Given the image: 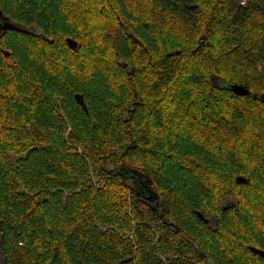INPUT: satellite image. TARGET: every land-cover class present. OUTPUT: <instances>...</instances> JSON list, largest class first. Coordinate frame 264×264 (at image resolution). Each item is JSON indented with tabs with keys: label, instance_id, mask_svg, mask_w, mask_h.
I'll return each instance as SVG.
<instances>
[{
	"label": "trees",
	"instance_id": "1",
	"mask_svg": "<svg viewBox=\"0 0 264 264\" xmlns=\"http://www.w3.org/2000/svg\"><path fill=\"white\" fill-rule=\"evenodd\" d=\"M241 1L0 0V264H264V0Z\"/></svg>",
	"mask_w": 264,
	"mask_h": 264
},
{
	"label": "water",
	"instance_id": "2",
	"mask_svg": "<svg viewBox=\"0 0 264 264\" xmlns=\"http://www.w3.org/2000/svg\"><path fill=\"white\" fill-rule=\"evenodd\" d=\"M0 15H2V12L0 11ZM2 21H0V31L2 30H6V29H19V26L16 24V23H13L9 18L7 17H2ZM131 37L134 39V40H137V38L131 34ZM67 42L69 43V45L73 48H76L77 47V41L71 39V38H68L67 39ZM4 54L5 55H9L10 52L9 51H4ZM230 88H232L237 94L239 95H246L249 93V90L243 86V85H240V84H235V83H230V84H227ZM76 98H77V101L83 106V108L85 109V111L87 112V107H86V104H85V101L83 99V96L82 95H76ZM264 98V96H263ZM237 182L238 183H243V182H247V178L243 177V176H238L237 177ZM250 249L255 252V253H259V254H262L264 256V250L262 249H259L255 246H250Z\"/></svg>",
	"mask_w": 264,
	"mask_h": 264
},
{
	"label": "rangeland",
	"instance_id": "3",
	"mask_svg": "<svg viewBox=\"0 0 264 264\" xmlns=\"http://www.w3.org/2000/svg\"><path fill=\"white\" fill-rule=\"evenodd\" d=\"M131 35V34H130ZM138 40V39H137ZM219 84L220 85H224V82H219ZM109 168H111V167H109ZM121 170H123L124 172H126L127 174H130V171H129V169L127 168V167H121ZM128 183H130L131 185L134 183L133 182V180H128ZM231 198V197H230ZM232 199V198H231ZM231 199L229 200V201H231ZM228 201V200H227ZM212 225H214V224H212Z\"/></svg>",
	"mask_w": 264,
	"mask_h": 264
},
{
	"label": "built area",
	"instance_id": "4",
	"mask_svg": "<svg viewBox=\"0 0 264 264\" xmlns=\"http://www.w3.org/2000/svg\"><path fill=\"white\" fill-rule=\"evenodd\" d=\"M246 1H247V0H242V1H241V3H242V4H245V3H246Z\"/></svg>",
	"mask_w": 264,
	"mask_h": 264
}]
</instances>
